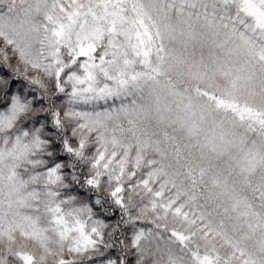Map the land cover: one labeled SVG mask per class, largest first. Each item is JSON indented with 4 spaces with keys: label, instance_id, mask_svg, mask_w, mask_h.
<instances>
[{
    "label": "snow or ice",
    "instance_id": "obj_1",
    "mask_svg": "<svg viewBox=\"0 0 264 264\" xmlns=\"http://www.w3.org/2000/svg\"><path fill=\"white\" fill-rule=\"evenodd\" d=\"M0 264H264V0H0Z\"/></svg>",
    "mask_w": 264,
    "mask_h": 264
}]
</instances>
